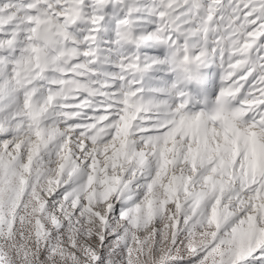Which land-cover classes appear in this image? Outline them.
<instances>
[{
  "label": "snow or ice",
  "instance_id": "6c2138e0",
  "mask_svg": "<svg viewBox=\"0 0 264 264\" xmlns=\"http://www.w3.org/2000/svg\"><path fill=\"white\" fill-rule=\"evenodd\" d=\"M0 264H264V0H0Z\"/></svg>",
  "mask_w": 264,
  "mask_h": 264
}]
</instances>
